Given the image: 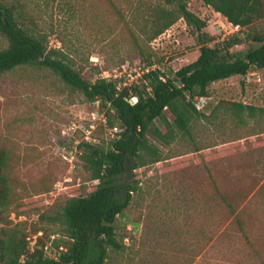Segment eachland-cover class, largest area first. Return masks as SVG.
I'll use <instances>...</instances> for the list:
<instances>
[{"label": "rangeland", "instance_id": "1", "mask_svg": "<svg viewBox=\"0 0 264 264\" xmlns=\"http://www.w3.org/2000/svg\"><path fill=\"white\" fill-rule=\"evenodd\" d=\"M24 1L35 12L43 0ZM72 1L73 20L64 22L54 0L52 19L49 10L37 28L48 34V49L72 59L86 80L139 84L147 57L173 77L199 54L197 36L182 18L151 40L138 33L136 41L119 20L122 12L130 17V0ZM187 2L207 21L204 30L215 41L239 30L202 0ZM251 44L232 50L244 52ZM6 45L0 35V49ZM208 89L209 96L193 100L206 116L194 119L188 133L168 145L149 136L163 158L132 170L138 187L115 221L121 247L108 249L105 264H264V116L244 112L238 120L229 109L233 101L264 107L263 70L253 66L244 77L233 75ZM106 109L47 66L22 65L0 74V148L8 156L11 189L0 229L24 223L32 249L43 234L32 231L39 214L95 188L98 181L90 179L82 154L91 150L84 143L107 147L117 136L119 121L112 116L110 126ZM45 226L43 248L55 257L61 246L53 239L66 237L58 226Z\"/></svg>", "mask_w": 264, "mask_h": 264}, {"label": "trees", "instance_id": "2", "mask_svg": "<svg viewBox=\"0 0 264 264\" xmlns=\"http://www.w3.org/2000/svg\"><path fill=\"white\" fill-rule=\"evenodd\" d=\"M52 1L36 3L40 7L33 12L24 0H0V35L7 41L0 49V74L22 65L47 66L86 98L99 100L107 108L109 125H113L111 117L115 116L120 130L107 147L84 143L91 150L82 158L90 179L98 182L87 195L70 197L50 213L39 214L31 226L34 233L43 234L37 236L32 249L28 248L24 223L0 229V264H105L108 249L121 247L115 221L137 190L132 170L163 158L159 145L149 136L168 145L179 133H188L194 119L206 116L193 100L209 96L211 83L233 75L244 77L253 66L262 69L264 76V0H202L239 28L218 41L204 30L207 21L188 7L187 0H130V17L119 12V20L136 41L138 33L151 40L182 18L199 43L197 58L175 71L173 77L154 67L142 73L139 84L130 86H119L104 77L86 80L72 67V59L57 48L48 49V34L37 28V19L50 11L52 19ZM56 6L65 23L75 18L77 6L72 0H57ZM246 41L253 43L246 51L232 50ZM147 58L148 66H153ZM133 95L137 100L131 103ZM229 109L238 120H243L244 112L264 116V107L242 102L233 101ZM7 157L0 148V210L8 205L11 193L5 169ZM45 223L58 226L66 237L53 239L56 247L61 246L55 257L47 256L43 248V237L48 233Z\"/></svg>", "mask_w": 264, "mask_h": 264}, {"label": "built area", "instance_id": "3", "mask_svg": "<svg viewBox=\"0 0 264 264\" xmlns=\"http://www.w3.org/2000/svg\"><path fill=\"white\" fill-rule=\"evenodd\" d=\"M154 68L153 66H148L145 70L148 71L150 69ZM136 98V97H135ZM198 108V107H197Z\"/></svg>", "mask_w": 264, "mask_h": 264}, {"label": "water", "instance_id": "4", "mask_svg": "<svg viewBox=\"0 0 264 264\" xmlns=\"http://www.w3.org/2000/svg\"><path fill=\"white\" fill-rule=\"evenodd\" d=\"M136 100H137V98L132 99V101H136Z\"/></svg>", "mask_w": 264, "mask_h": 264}]
</instances>
